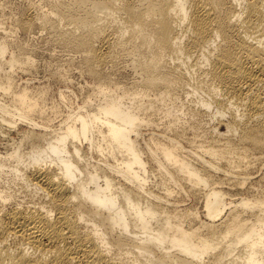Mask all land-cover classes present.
<instances>
[{"label": "bare ground", "instance_id": "bare-ground-1", "mask_svg": "<svg viewBox=\"0 0 264 264\" xmlns=\"http://www.w3.org/2000/svg\"><path fill=\"white\" fill-rule=\"evenodd\" d=\"M41 1L84 85L0 27V264H264V0Z\"/></svg>", "mask_w": 264, "mask_h": 264}, {"label": "rangeland", "instance_id": "rangeland-1", "mask_svg": "<svg viewBox=\"0 0 264 264\" xmlns=\"http://www.w3.org/2000/svg\"><path fill=\"white\" fill-rule=\"evenodd\" d=\"M28 2L34 5L40 3V7L43 10L46 9L41 0H0V27L10 31L8 39L21 44L25 43L33 58L32 67L29 70L16 68L13 71L14 80L17 84L33 88L45 87L48 96L54 97L55 100L58 99L59 91H64L68 101L66 105L59 104V109L66 112L68 106L75 108L80 103L79 87L83 86L84 82L79 74V55L74 51L62 49L50 41L51 37L44 30L33 28L31 31L22 32L16 27L14 20L21 19L22 11L27 8ZM12 29L14 31L11 35ZM57 74H66L67 82L59 81ZM59 118H56L53 125L57 124ZM11 137L15 139L17 136L13 132ZM259 173H255L253 177H258ZM15 195L19 199L25 198L29 203L37 202V197L26 191L20 190ZM6 245L12 249V241H8Z\"/></svg>", "mask_w": 264, "mask_h": 264}]
</instances>
